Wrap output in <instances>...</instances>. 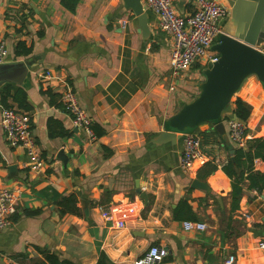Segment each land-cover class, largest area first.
<instances>
[{"label":"crops","instance_id":"0c3cea01","mask_svg":"<svg viewBox=\"0 0 264 264\" xmlns=\"http://www.w3.org/2000/svg\"><path fill=\"white\" fill-rule=\"evenodd\" d=\"M175 7L191 12L193 0H176ZM146 11L144 38L122 0H79L74 12L60 0H0L6 61L28 58L29 63L24 81L9 84L25 90L29 108L20 109L29 115L45 161L41 171H30L24 147L10 146L0 125V181L20 194L12 222L0 231V264H38L36 246L76 264H95L101 251L113 264H134L151 244L167 249L162 264H222L231 253L235 264H264V189L249 188L245 180L233 209L231 178L222 169L234 158L225 121L232 114L223 117V132L214 121L190 128L201 138L205 160L187 171L178 166L181 136L175 142L153 141L198 96L208 63L202 59L171 77V36ZM230 27L228 15L223 28ZM19 40L31 45L27 56H14ZM45 71L50 75L44 77ZM68 83L103 135L89 139L72 124L58 99ZM233 96L250 108L246 140L264 137V83L250 73ZM8 103L19 108L10 97ZM12 164L16 168L10 173ZM209 164L216 169L207 174ZM252 167L264 173V160L254 159ZM193 179L208 190L191 186ZM69 194L76 196L81 214L59 213L57 200ZM181 200L191 211L175 218ZM187 220L206 228L186 229ZM22 252L28 258L17 256Z\"/></svg>","mask_w":264,"mask_h":264},{"label":"built area","instance_id":"2783aa9c","mask_svg":"<svg viewBox=\"0 0 264 264\" xmlns=\"http://www.w3.org/2000/svg\"><path fill=\"white\" fill-rule=\"evenodd\" d=\"M145 10L152 11L157 16L158 26L171 36V50L169 58V75L178 77L180 72L190 68L194 63L206 59L207 63L218 59L216 50L210 52L211 46L218 42V36L224 32L223 20L229 15V7L223 0H193V10L180 13L176 7V0H141ZM126 19L120 24L125 26ZM264 53V46L259 47ZM8 49L0 41V63L6 61ZM45 76L50 72L45 71ZM169 89L173 85L169 84ZM58 99L71 117L72 124L81 128L89 139H94L92 119L80 104L77 94L71 84H65L59 92ZM226 121L228 139L231 143L244 146L246 142V123L231 115ZM0 125L5 139L10 146H22L28 160L27 167L32 172L41 171L45 161L31 130L30 118L27 112L17 107L1 106ZM201 138L194 131L182 133V148L179 154L178 166L183 171L192 168L194 162L204 161ZM20 198L19 190L8 187L0 181V231L10 225L12 216L16 212V204ZM186 229H205L204 222L184 221ZM264 248V240L260 241ZM167 249L160 244H151L134 264H162L167 256ZM236 257L229 254L222 264H235Z\"/></svg>","mask_w":264,"mask_h":264},{"label":"water","instance_id":"95a60500","mask_svg":"<svg viewBox=\"0 0 264 264\" xmlns=\"http://www.w3.org/2000/svg\"><path fill=\"white\" fill-rule=\"evenodd\" d=\"M123 7L137 17L142 36L149 35L148 12L141 0H122ZM229 7L231 27L218 36L213 48L219 53L214 62L204 71L205 80L200 84V93L185 104L168 121V130L157 134L155 143L175 142L185 131L202 121H214L215 128L223 132V117L231 115V98L242 80L250 73L264 83V0H225ZM28 58L7 60L0 63V86L4 83L21 84L28 73ZM233 150H231L232 152ZM59 158L66 156L59 151ZM233 160V156L230 157ZM16 166L9 165L12 173ZM191 186L208 190L205 182L193 179ZM264 223V217H263Z\"/></svg>","mask_w":264,"mask_h":264},{"label":"trees","instance_id":"16d2710c","mask_svg":"<svg viewBox=\"0 0 264 264\" xmlns=\"http://www.w3.org/2000/svg\"><path fill=\"white\" fill-rule=\"evenodd\" d=\"M79 0H60V3L69 11L74 12L75 7ZM32 50L31 45H27L25 41L19 40L14 46L13 54L15 57L27 56ZM12 90V92H11ZM11 98L17 103L19 108L28 109L29 104L26 99L25 90L20 86H13L12 84H4L0 89V103L4 106H10L8 98ZM233 105L232 115L236 118L246 121L249 116V105L243 101L240 97L231 98ZM229 116H226L227 119ZM92 128L96 137H99L105 133V130L98 124L92 123ZM51 135H57L52 131ZM59 135H65L64 132H58ZM235 145V144H234ZM104 150H108L106 146H103ZM234 148V161L228 160L226 164L222 166L225 174L231 178V197L233 209L238 207L239 200L242 195V186L247 181V187L255 188L257 190L264 189V173L253 169V161L256 158L264 160V137H254L246 140L244 146L235 145ZM110 151V150H109ZM206 173L209 174L216 169V165L209 164ZM246 169V174H244ZM59 213L64 215L66 213L81 214L80 207L77 206V198L74 194L62 195L58 200ZM184 211H191L190 205L187 200H181L176 208H174V217L180 218ZM37 253L41 255L38 264H76L69 259L60 258L55 252H52L46 248L35 247ZM19 258L26 259L28 254L26 252L18 253ZM31 264V263H29ZM35 264V263H34ZM95 264H113L108 256L104 252H100Z\"/></svg>","mask_w":264,"mask_h":264},{"label":"rangeland","instance_id":"374dc122","mask_svg":"<svg viewBox=\"0 0 264 264\" xmlns=\"http://www.w3.org/2000/svg\"><path fill=\"white\" fill-rule=\"evenodd\" d=\"M226 31V30H225ZM234 99V96L232 97V100Z\"/></svg>","mask_w":264,"mask_h":264}]
</instances>
